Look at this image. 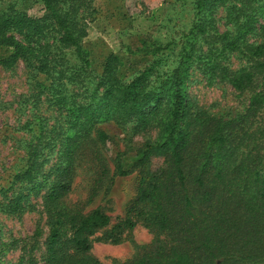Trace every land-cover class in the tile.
Returning a JSON list of instances; mask_svg holds the SVG:
<instances>
[{
	"label": "trees",
	"instance_id": "obj_1",
	"mask_svg": "<svg viewBox=\"0 0 264 264\" xmlns=\"http://www.w3.org/2000/svg\"><path fill=\"white\" fill-rule=\"evenodd\" d=\"M35 1L41 6L39 15L29 13L25 4L0 6V49L5 52L0 65L23 61L31 66L32 58L38 60V71L54 79L52 98L65 110L66 128L56 161L46 172L44 161H39L41 147H29L28 167L14 176L21 188L4 205L20 215L28 206L25 198L38 190L35 174L43 173L44 253L39 260L28 256L27 264H103L90 252L93 235L104 229L101 239L118 243L138 223L153 240L124 264H264V38L247 40L254 31L264 30V15L257 13L254 0L195 1L196 12L204 15L226 7L232 26L224 32L221 48L208 46L200 53L204 72L248 94L241 108L219 116L190 109L186 78L195 41L182 49L180 61L158 86L150 85L146 73L123 81L119 58L111 53L95 86L74 89L75 94L86 93L88 100L73 95L68 101L60 89L67 92L70 75L63 66L55 70L49 63L61 62L59 52L73 50L88 66V53L81 46L86 34L82 14L92 8V0ZM207 25H214L212 18ZM194 28L205 32L202 22ZM239 48L247 64L231 70L221 62V52ZM130 120L137 131L152 127L159 134L134 155L117 156L109 166L99 147L106 134L98 124L123 126ZM49 143L43 147L53 148ZM153 159L161 160L156 171L150 170ZM84 165L91 172L86 196L71 201L74 178ZM135 171V197L124 216L107 228L110 216L99 206L86 207L113 176ZM23 182L32 185L26 188Z\"/></svg>",
	"mask_w": 264,
	"mask_h": 264
},
{
	"label": "rangeland",
	"instance_id": "obj_2",
	"mask_svg": "<svg viewBox=\"0 0 264 264\" xmlns=\"http://www.w3.org/2000/svg\"><path fill=\"white\" fill-rule=\"evenodd\" d=\"M195 1L92 0V8L82 14L86 34L81 39V46L88 53V66H83L73 50L59 52L60 58L57 59L61 62L49 63L50 68L55 70L63 66L62 69L70 75V83L65 87L67 92L64 88L60 89L62 95L65 94L68 101L73 95L76 99L81 96L84 101L88 100L86 93L78 95L74 89L95 86L103 62L111 53L119 58L118 75L123 81L128 82L146 73L150 85L158 86L180 61L182 49H189L195 41L186 78L190 109L219 116L241 108L248 94L234 91L225 80L209 79L203 70L204 61L199 58L208 46L221 48L225 43L227 37L224 32L232 29L227 21L228 10L220 6L214 12L206 11L204 15L196 12ZM11 2L18 8L27 5L28 12L35 15L42 12L40 3L35 0H0V6ZM253 6L258 14L264 15V0H254ZM209 18L213 19L214 25L206 26ZM200 22L205 24L204 34L194 28ZM260 23L264 25V21ZM263 38L264 30L247 36L249 42L255 43ZM50 48L56 51L53 46ZM4 54L0 49V56ZM220 59L231 70L247 64V57L241 48L233 51L225 49ZM39 64L32 58L31 66L23 61L12 67L0 65V264H27L28 256L39 260L44 253L42 243L47 226L41 195L46 179L42 172L55 163L66 124L65 110L52 98L55 93L52 88L55 87L52 84L54 79L38 71ZM98 128L106 134L99 147L109 166L117 156L134 155L139 146L153 141L159 134L152 127L135 130L133 120L123 126H116L110 121L102 122ZM48 142L49 146L54 145L53 148L43 147ZM35 144L41 147L39 161H44L42 172L36 173L33 180L38 190H32L24 200L27 208L16 215L8 212L4 205L13 201L21 188L22 183L17 182L14 176L28 167L29 147ZM85 165L74 178L69 195L71 201L86 196L91 172ZM160 166L161 160L153 159L150 170L156 171ZM138 175L135 171L125 176H113L86 209L101 207L110 216L111 223L107 228L111 227L124 216L134 199ZM31 185L23 182V187ZM40 230L42 235L36 236ZM103 231L93 235L90 250L103 264H124L153 240V234L140 223L125 231L118 243L102 240Z\"/></svg>",
	"mask_w": 264,
	"mask_h": 264
}]
</instances>
